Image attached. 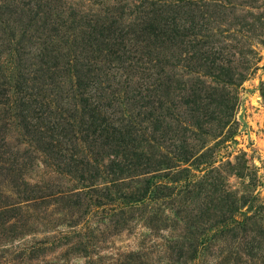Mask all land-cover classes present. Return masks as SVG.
<instances>
[{"label":"rangeland","instance_id":"rangeland-1","mask_svg":"<svg viewBox=\"0 0 264 264\" xmlns=\"http://www.w3.org/2000/svg\"><path fill=\"white\" fill-rule=\"evenodd\" d=\"M0 264H264V0H0Z\"/></svg>","mask_w":264,"mask_h":264}]
</instances>
